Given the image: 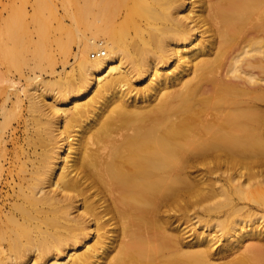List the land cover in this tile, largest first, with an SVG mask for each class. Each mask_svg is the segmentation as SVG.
<instances>
[{"label":"bare ground","instance_id":"obj_1","mask_svg":"<svg viewBox=\"0 0 264 264\" xmlns=\"http://www.w3.org/2000/svg\"><path fill=\"white\" fill-rule=\"evenodd\" d=\"M77 22V80L33 76L25 120L0 100V264H264L240 218L264 167V0H77Z\"/></svg>","mask_w":264,"mask_h":264},{"label":"rangeland","instance_id":"obj_2","mask_svg":"<svg viewBox=\"0 0 264 264\" xmlns=\"http://www.w3.org/2000/svg\"><path fill=\"white\" fill-rule=\"evenodd\" d=\"M92 35V30L87 26H80L77 22V0H0L1 103L4 97L9 95L10 107L13 106L17 97L18 100L21 99V119L25 120L29 105L28 94L40 80L31 78L40 75L50 82L64 74L67 77L60 83H73L78 78L77 60L74 58L78 53V46L85 41V37L89 38ZM53 73L56 74L53 76ZM51 87L48 86L45 89L49 95L52 89L59 88L58 85ZM71 106L72 104H69L65 107ZM1 112L0 105V121L2 120ZM224 171L192 173L205 178L216 177L220 184H224L225 178L229 175L238 174V172ZM251 182L255 184L252 187L254 199L246 203L248 206L240 216L243 218L241 222L264 228V167L254 172ZM7 191L4 190V194ZM192 212L194 217L195 212ZM249 212L253 214L247 216ZM257 215L263 218L257 220ZM189 229L191 234L202 230L208 233L213 231V228L206 226L205 221L199 222L198 218L190 222ZM254 241L256 243L257 239L254 238ZM254 241H248L246 245ZM220 244L221 242L218 245Z\"/></svg>","mask_w":264,"mask_h":264},{"label":"built area","instance_id":"obj_3","mask_svg":"<svg viewBox=\"0 0 264 264\" xmlns=\"http://www.w3.org/2000/svg\"><path fill=\"white\" fill-rule=\"evenodd\" d=\"M105 55V51H102V52H98V53H93V57L97 56H104Z\"/></svg>","mask_w":264,"mask_h":264}]
</instances>
